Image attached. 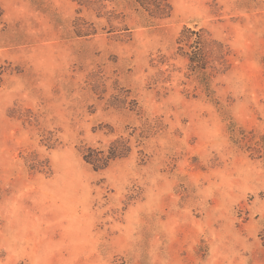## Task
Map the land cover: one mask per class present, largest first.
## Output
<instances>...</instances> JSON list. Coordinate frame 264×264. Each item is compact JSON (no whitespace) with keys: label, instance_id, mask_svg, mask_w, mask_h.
Instances as JSON below:
<instances>
[{"label":"rangeland","instance_id":"obj_1","mask_svg":"<svg viewBox=\"0 0 264 264\" xmlns=\"http://www.w3.org/2000/svg\"><path fill=\"white\" fill-rule=\"evenodd\" d=\"M161 3L0 0V264H264V0Z\"/></svg>","mask_w":264,"mask_h":264},{"label":"trees","instance_id":"obj_2","mask_svg":"<svg viewBox=\"0 0 264 264\" xmlns=\"http://www.w3.org/2000/svg\"><path fill=\"white\" fill-rule=\"evenodd\" d=\"M162 1L163 0H153L157 9L161 8ZM189 58L193 62L197 60L193 55H190ZM124 150L119 146L118 141H112L106 148L87 147V150L83 153V158L87 163L91 164L95 170H98L107 167L110 161L126 154Z\"/></svg>","mask_w":264,"mask_h":264}]
</instances>
